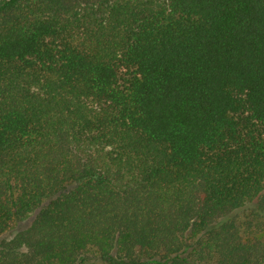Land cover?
I'll return each instance as SVG.
<instances>
[{
	"label": "trees",
	"instance_id": "trees-1",
	"mask_svg": "<svg viewBox=\"0 0 264 264\" xmlns=\"http://www.w3.org/2000/svg\"><path fill=\"white\" fill-rule=\"evenodd\" d=\"M246 208L264 0H0V264H264Z\"/></svg>",
	"mask_w": 264,
	"mask_h": 264
},
{
	"label": "rangeland",
	"instance_id": "rangeland-1",
	"mask_svg": "<svg viewBox=\"0 0 264 264\" xmlns=\"http://www.w3.org/2000/svg\"><path fill=\"white\" fill-rule=\"evenodd\" d=\"M252 208V206H251ZM251 208H246L245 210L240 211L238 217H239V224L242 225V228L245 229L247 227V230H251L253 232V235H257L259 238L264 237V225L258 226L261 230H259L255 223L257 222L255 219L249 218V210ZM34 217V213L26 216L22 220L15 221L11 228L4 233L3 238L9 239L14 234H16L18 231L26 228L32 221ZM250 230L248 232H250ZM246 237V234L244 235Z\"/></svg>",
	"mask_w": 264,
	"mask_h": 264
}]
</instances>
